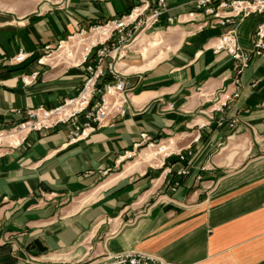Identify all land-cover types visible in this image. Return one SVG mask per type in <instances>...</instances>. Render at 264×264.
<instances>
[{
    "label": "crops",
    "instance_id": "obj_1",
    "mask_svg": "<svg viewBox=\"0 0 264 264\" xmlns=\"http://www.w3.org/2000/svg\"><path fill=\"white\" fill-rule=\"evenodd\" d=\"M196 1L168 0L152 33H141L116 62L132 84L124 113L74 142L61 125L1 150L0 264H102L129 250L171 264H264V51L242 74L240 96L215 111L217 95L232 89L234 61L213 50L222 28L203 25L201 12L189 15ZM134 3L0 8V128L83 84L84 66L38 62L46 46ZM259 20L235 23L245 50ZM151 38L158 44L142 52ZM20 50L28 57L11 64ZM142 134L185 158L155 164L151 149L135 146Z\"/></svg>",
    "mask_w": 264,
    "mask_h": 264
},
{
    "label": "built area",
    "instance_id": "obj_2",
    "mask_svg": "<svg viewBox=\"0 0 264 264\" xmlns=\"http://www.w3.org/2000/svg\"><path fill=\"white\" fill-rule=\"evenodd\" d=\"M167 1L135 0L126 13L91 26L89 29L94 33L99 29H105L108 34L103 40L97 41L88 50L84 59L76 64L84 66L85 70L83 84L77 93L52 107L41 104L29 108L25 111V118L9 128H0V152L20 146L31 132L53 129L61 125L68 126L69 141L74 142L103 126L109 116L124 113V105L132 90V84L117 71L115 58L123 57L141 33L152 31L167 10ZM196 9L189 15L194 16L201 12L205 16L203 25L222 28L213 46L214 52H226L234 61L232 89L220 92L214 102V110L224 113L227 106L240 96L242 74L249 67L253 56L264 51V0H197ZM254 16L260 17V20L253 31L250 48L245 50L240 43L235 23ZM171 20L172 18H169V21ZM85 32L86 29L81 28L66 38L71 40ZM66 38L59 41L57 44L59 48L66 42ZM50 51L52 47L46 46L38 62L45 64L44 58L52 56ZM28 55L20 50L9 59V62L21 64ZM105 72L112 80L101 84L100 78ZM36 75L37 73H34L32 77ZM230 125L234 126V122ZM141 136V141L135 145L140 149L157 147L164 143L155 144L157 141L151 140L147 134ZM160 153L164 155L163 161L174 154H178L181 159L185 158L175 150ZM132 157V152L124 154V159ZM102 264L171 263L148 252L129 250L109 255Z\"/></svg>",
    "mask_w": 264,
    "mask_h": 264
},
{
    "label": "bare ground",
    "instance_id": "obj_3",
    "mask_svg": "<svg viewBox=\"0 0 264 264\" xmlns=\"http://www.w3.org/2000/svg\"><path fill=\"white\" fill-rule=\"evenodd\" d=\"M107 31L105 29H99L97 30L92 36H90L89 38H83L81 36L75 38L74 40L70 41V42H63L61 47L59 49H63L61 51L60 54L56 55V57H60L63 53H65L64 56H62L59 60L55 61V57L53 58H49V57H45L44 58V62L45 61H49L51 60L52 62H56V63H60V62H71L74 63V65L78 64L81 60L84 59V57L86 56L88 50H90V48L97 42L100 40H103L105 38V36L107 35ZM86 40H88L86 42ZM70 44L69 46H67V44ZM145 148H149V149H153L154 151V155H153V160H158L157 158V154L160 152H166V151H170L173 150L170 145L168 144H161L157 147H145Z\"/></svg>",
    "mask_w": 264,
    "mask_h": 264
},
{
    "label": "rangeland",
    "instance_id": "obj_4",
    "mask_svg": "<svg viewBox=\"0 0 264 264\" xmlns=\"http://www.w3.org/2000/svg\"><path fill=\"white\" fill-rule=\"evenodd\" d=\"M42 1H45V0H0V8L4 9V10H11V11H14L16 13H28L29 11H31L36 6V4H38L39 2H42ZM93 33H94V31H90V29H86V32L83 33V35H81V37L89 38L90 36H92ZM146 33L150 34V33H152V31H148ZM77 37H79V36H76L75 38H77ZM142 37H144V33H142L138 38L141 39ZM72 40H74V38L71 40L66 38L67 42H70ZM87 41L88 40H86V42ZM149 41H150L149 44L142 45V49H141L142 52L144 51V48L147 49V52L149 50H151L150 49L151 42H157V44H158V41H155L153 38H151V40H149ZM133 44H135V42H133L131 44V47L133 46ZM69 45L70 44L68 43L67 46H69ZM131 47H130V49H131ZM62 50L63 49H59L58 45L53 47L52 51L49 52L52 54V56L50 58L55 57V59H54L55 61L59 60L62 56L65 55V53H63L60 57H56V55L60 54ZM118 60L119 59L117 56L115 58V61L117 62ZM46 63L52 64L53 62L51 60H49V61H46ZM62 63H63L62 65H64V66H76V65H74V63H71V62H69V63L62 62ZM161 142L162 141H157L155 144H159ZM151 150L154 151L153 149H151ZM163 156H164L163 153H158L157 158L162 160ZM133 157H134V155H133ZM130 159H133V158H130ZM155 162H156L155 164H159L158 160H156Z\"/></svg>",
    "mask_w": 264,
    "mask_h": 264
},
{
    "label": "trees",
    "instance_id": "obj_5",
    "mask_svg": "<svg viewBox=\"0 0 264 264\" xmlns=\"http://www.w3.org/2000/svg\"><path fill=\"white\" fill-rule=\"evenodd\" d=\"M111 80H112V78L107 75V72H105L104 75L100 78V83L104 84V83L111 81Z\"/></svg>",
    "mask_w": 264,
    "mask_h": 264
}]
</instances>
